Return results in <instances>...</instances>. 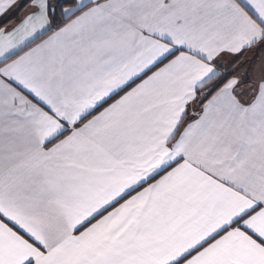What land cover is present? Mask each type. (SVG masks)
Here are the masks:
<instances>
[{
    "label": "snow or ice",
    "instance_id": "obj_1",
    "mask_svg": "<svg viewBox=\"0 0 264 264\" xmlns=\"http://www.w3.org/2000/svg\"><path fill=\"white\" fill-rule=\"evenodd\" d=\"M0 264H264V0H0Z\"/></svg>",
    "mask_w": 264,
    "mask_h": 264
}]
</instances>
